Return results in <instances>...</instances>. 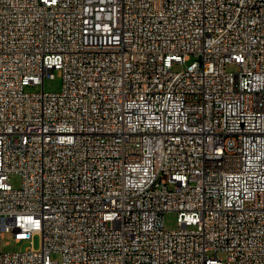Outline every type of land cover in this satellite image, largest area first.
Wrapping results in <instances>:
<instances>
[{
    "label": "built area",
    "instance_id": "1",
    "mask_svg": "<svg viewBox=\"0 0 264 264\" xmlns=\"http://www.w3.org/2000/svg\"><path fill=\"white\" fill-rule=\"evenodd\" d=\"M0 264H264V0H0Z\"/></svg>",
    "mask_w": 264,
    "mask_h": 264
},
{
    "label": "rangeland",
    "instance_id": "2",
    "mask_svg": "<svg viewBox=\"0 0 264 264\" xmlns=\"http://www.w3.org/2000/svg\"><path fill=\"white\" fill-rule=\"evenodd\" d=\"M188 63L175 64L174 69L180 70L186 67ZM228 70H236V66L234 64H228L226 66ZM41 84L38 86H27V90L36 91L41 90ZM62 87V72L60 70L54 71V76H46L44 78V90L47 92H57ZM10 182L14 187H20L22 182V177L20 174H12L10 176ZM165 227L167 229H176L178 228L177 222V213L175 211H167L164 214ZM2 250L4 252H15V251H23L28 246H30V241L25 242H16L11 233H4L1 240ZM33 244L36 249L41 247V238L38 234H36L33 238ZM52 258L60 259V254L53 252L51 254Z\"/></svg>",
    "mask_w": 264,
    "mask_h": 264
}]
</instances>
